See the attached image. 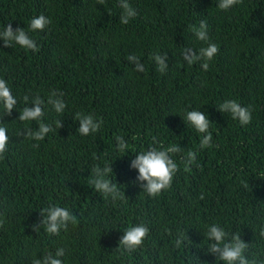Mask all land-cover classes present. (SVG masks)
Here are the masks:
<instances>
[{
	"label": "trees",
	"instance_id": "16d2710c",
	"mask_svg": "<svg viewBox=\"0 0 264 264\" xmlns=\"http://www.w3.org/2000/svg\"><path fill=\"white\" fill-rule=\"evenodd\" d=\"M126 2L136 15L123 24L121 0H0V31L24 28L38 48L4 47L0 39V79L17 100L10 116L0 104L9 137L0 156V264H33L61 248L62 264H224L208 252L212 225L226 232L225 242L240 235L247 259L264 264V0H239L227 10L220 0ZM41 14L51 23L31 30ZM201 22L207 41L192 30ZM210 43L219 49L211 61L184 59L185 48L199 54ZM157 54L167 56L164 72ZM37 96L43 116L18 120ZM50 97L63 100L62 113ZM228 100L250 109L249 124L219 110ZM194 110L209 118L211 147H200L207 133L186 120ZM77 113L102 120L101 128L81 135ZM41 123L52 131L40 141L27 137ZM170 145L180 148L170 154L178 171L170 187L150 196L132 161ZM189 150L196 161L186 171ZM106 166L112 172L105 178L120 193L115 199L92 184L93 169ZM51 206L67 208L76 223L59 235L43 225L35 231ZM140 224L149 232L129 251L121 237Z\"/></svg>",
	"mask_w": 264,
	"mask_h": 264
},
{
	"label": "clouds",
	"instance_id": "9594fccd",
	"mask_svg": "<svg viewBox=\"0 0 264 264\" xmlns=\"http://www.w3.org/2000/svg\"><path fill=\"white\" fill-rule=\"evenodd\" d=\"M238 2L239 0H220L218 7L227 10ZM101 3H103V0H101ZM120 6L124 9V13L120 18L121 23L127 24L129 19L136 15V12L130 7L126 0H121ZM50 23L51 21L41 14L38 18H33L31 20L30 29L33 31H42ZM206 28V22H201L199 28L193 26L192 30L195 32L198 39L207 41L208 35ZM0 39L4 41V47H11L14 41L24 48L33 51L38 50L37 44L27 35L24 28L13 30L11 24H8L3 31H0ZM218 51V46L215 43H210L207 47L201 48L199 54L192 49L185 48L183 57L189 64H193L201 59L211 61ZM127 59L130 62H135L136 71H144V66L140 63L138 57L130 55ZM154 59L159 66L158 70L164 72L168 67V64L165 63L167 56L157 54L154 56ZM202 68L207 71L209 69V63H203ZM57 95L56 92L52 93V97H56ZM59 95H62V93ZM52 97L49 98L48 103L54 106L57 113H62L66 104L62 99H53ZM24 100L27 102L28 97L25 96ZM0 104H2L5 109V115L9 116L17 105V100L4 79H0ZM43 104L44 101L39 96L35 97L32 101L34 107H24L22 112H20L18 120H39L44 114L42 108ZM219 110L224 113H230L232 118L238 119L242 125H247L251 122L252 117L250 109L241 106L235 100L225 101L219 106ZM76 119L79 121L80 125L77 132L81 135H89L90 133L97 132L103 123L102 120L97 121L91 114L84 115L82 113H77ZM186 120L190 122L199 133H207V135L202 138L200 147H211L212 135L209 132L210 121L208 116L199 110H194L187 112ZM56 125L61 128L63 123L58 120L56 121ZM50 131H52L50 125L41 123L38 130L33 131L32 129H27L26 135L31 139L40 141L43 140ZM8 140L7 129L0 126V156H3L7 151ZM117 141L119 149L121 151L125 150L127 145L123 138L117 137ZM38 146V144L33 145V147ZM178 152H180L179 147L170 145L167 148H163V146L160 148L151 147L149 150L140 152L136 155V159L132 161V167L139 171L137 180L140 182V186L144 192L150 196H157L162 190L171 186L173 176L178 171V165L171 158L170 154ZM195 161L196 153L189 150L184 161L185 170H190L189 165L195 163ZM93 172L95 173V177L92 180V184L96 191L102 192L105 195H111L113 199L120 195L116 185L105 178L107 174L112 172V168L106 166L101 169L97 167L93 169ZM40 213L43 220L39 224L33 226L35 231H38L40 225H43L49 234L59 235L61 228L66 229L69 222L76 223V217L67 208L60 206H51L47 209H43ZM148 232L149 229L144 224L130 227L121 237L120 245L132 251L142 245ZM226 235V232L218 225L210 226L207 236L209 240L213 242L208 246V252L216 256L218 260L223 261L224 264H255L254 261L250 262L244 255L248 243L243 241L240 235H233L230 242H225ZM180 243L181 240L178 239L177 246H179ZM64 254V249L61 248L56 251L55 257L49 253L45 255L42 260H34L33 264H62V260L56 257H62Z\"/></svg>",
	"mask_w": 264,
	"mask_h": 264
}]
</instances>
